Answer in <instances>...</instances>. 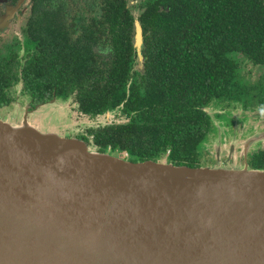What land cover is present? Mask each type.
<instances>
[{
    "label": "water",
    "instance_id": "water-1",
    "mask_svg": "<svg viewBox=\"0 0 264 264\" xmlns=\"http://www.w3.org/2000/svg\"><path fill=\"white\" fill-rule=\"evenodd\" d=\"M142 42L136 22L140 60ZM0 264H264V170L131 162L0 118Z\"/></svg>",
    "mask_w": 264,
    "mask_h": 264
},
{
    "label": "trees",
    "instance_id": "trees-1",
    "mask_svg": "<svg viewBox=\"0 0 264 264\" xmlns=\"http://www.w3.org/2000/svg\"><path fill=\"white\" fill-rule=\"evenodd\" d=\"M100 7V28L80 29L85 42L53 45L26 62V87L42 96L53 88L56 96L75 93L79 111L90 117L121 106L129 122L90 129L94 151L158 162L169 148V161L196 167L207 131L202 108L239 84L235 55L264 65V0H152L138 18V79L129 77L135 19L123 0H100ZM255 166L263 168L264 153Z\"/></svg>",
    "mask_w": 264,
    "mask_h": 264
},
{
    "label": "flooded vegetation",
    "instance_id": "flooded-vegetation-1",
    "mask_svg": "<svg viewBox=\"0 0 264 264\" xmlns=\"http://www.w3.org/2000/svg\"><path fill=\"white\" fill-rule=\"evenodd\" d=\"M86 1L88 6H85ZM123 1L126 10L135 19L134 29L138 22L142 30L138 18L152 0ZM100 16V0H0V75L3 77L0 81L3 90L0 111H7L13 116L20 112L21 122L26 115L27 121H37L39 126H61L65 137L80 139L87 146L93 140L90 129L127 124L129 118L121 106L90 117L79 111L75 93L56 96L53 88L42 96L36 88H27L23 79L27 61L34 56L39 57L53 45L66 46L71 40L79 44L85 42L86 37L81 34L85 31L80 29L89 27L98 30L100 27L95 25ZM140 54L142 59L137 54L136 64L129 71L130 78L138 79L143 73L144 57ZM235 57L238 62L236 81L239 84L228 95L202 108L207 116L203 120L207 131L197 149L198 165L191 168H211L225 163H238L250 169L259 167L255 165L264 153V135L261 140H255L254 134L258 128L264 132V65L255 64L245 56ZM231 109L240 110L241 117L244 121L249 118L250 124L234 120ZM73 110L74 118L71 114ZM236 122L242 129L239 134ZM170 154L171 150L167 148L159 162L176 165L169 161ZM111 155L125 160L128 158L127 153L114 152Z\"/></svg>",
    "mask_w": 264,
    "mask_h": 264
},
{
    "label": "rangeland",
    "instance_id": "rangeland-1",
    "mask_svg": "<svg viewBox=\"0 0 264 264\" xmlns=\"http://www.w3.org/2000/svg\"><path fill=\"white\" fill-rule=\"evenodd\" d=\"M71 108V107H70ZM21 113L20 112H18L17 113V115H15V116H13L11 113H9V112H3V111H0V116H2L3 117V120H5V121H7L8 123H10V124H12V125H19L20 124V122H21V115H20ZM71 114L73 115V118L75 117V110H73L72 112H71ZM231 114H234V120H237L238 121V123H243V124H245V125H247V124H250V121H249V118H246L245 120L246 121H244V119H243V117H241V116H243L242 114H241V111L240 110H234V109H231ZM1 118V117H0ZM2 119V118H1ZM35 127H37L39 130H41V131H45V130H47V131H49V132H55V133H57V134H59V135H62V136H64V135H66L65 134V131L63 130L64 128H62L61 126H59L58 128H50L49 126H39L38 124H37V121H32L31 122ZM237 123V122H236ZM237 123V126H236V129H237V132H238V134L239 133H241L242 132V129L240 128V126H239V124ZM58 124V123H57ZM257 132L254 134L255 136H254V139L255 140H261V138H263V135L264 134H261V133H264V132H261V128H258L257 130H256ZM264 131V130H263ZM261 132V133H260ZM215 167H220V168H234V169H240V168H242L243 166H241L240 164H238V163H228L227 165H226V163L224 164V165H216Z\"/></svg>",
    "mask_w": 264,
    "mask_h": 264
}]
</instances>
